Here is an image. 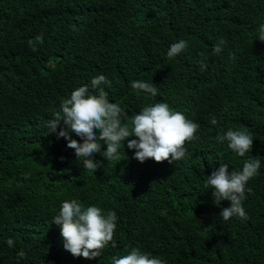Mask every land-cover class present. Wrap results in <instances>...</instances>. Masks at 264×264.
Returning a JSON list of instances; mask_svg holds the SVG:
<instances>
[{
  "label": "trees",
  "instance_id": "16d2710c",
  "mask_svg": "<svg viewBox=\"0 0 264 264\" xmlns=\"http://www.w3.org/2000/svg\"><path fill=\"white\" fill-rule=\"evenodd\" d=\"M261 24L264 0H0V264H111L134 247L167 264H264ZM181 39L187 48L168 58ZM220 39L226 43L213 54ZM99 75L111 82L100 85L109 101L129 116L164 102L198 123L186 157L141 164L126 140L119 159L97 153L101 166L84 170L47 122L76 88L93 92ZM138 80L157 95L133 90ZM229 128L253 135L252 152L239 157L217 142ZM250 156L261 167L246 185L248 219L224 222L230 202L214 204L207 176L221 164L241 171ZM71 199L116 213L115 248L110 242L94 260L63 249L53 221Z\"/></svg>",
  "mask_w": 264,
  "mask_h": 264
},
{
  "label": "clouds",
  "instance_id": "9594fccd",
  "mask_svg": "<svg viewBox=\"0 0 264 264\" xmlns=\"http://www.w3.org/2000/svg\"><path fill=\"white\" fill-rule=\"evenodd\" d=\"M257 31L258 40L264 43V24ZM225 43L220 39L213 47V54H219ZM186 48L187 42L178 40L169 46L167 57L174 58ZM200 67L203 70L207 65L201 61ZM101 84L111 86L104 75H99L91 80L93 92L86 84L73 90L70 98L62 101L61 110L47 122L51 134H55L57 139H65L67 147L75 151L79 160L83 159L84 170L95 173L101 166L94 160L97 153L107 161L119 159L121 143L126 140L127 148L134 150L132 158L141 164L148 159L173 164L186 157L185 144L197 139L198 123L164 102H156L129 116L118 103L109 101ZM130 86L153 97L157 95V87L153 83L138 80L132 81ZM61 123L63 127H60ZM210 123L215 126L218 121L212 117ZM73 134L82 142L72 139ZM131 137L134 139H129ZM215 139L220 143L226 141L228 148L239 157H245L253 149V135L246 128L222 130ZM102 145H106V150L102 151ZM260 167L261 157L250 156L241 171L229 173L228 165L221 164L207 176L205 187L211 189L214 204L219 206L222 201L230 202V206L220 212L222 221L227 222L233 217L248 219L242 202L246 199V190L250 191L246 185L258 174ZM53 223L60 228L63 249L74 258L94 260L110 242L113 248L116 247L117 215L114 211L105 214L98 206L85 208L76 199H71L62 202ZM7 243L10 247L14 245L11 238ZM17 255L22 258L25 252L21 250ZM111 264H167V261L134 247L125 255L112 257Z\"/></svg>",
  "mask_w": 264,
  "mask_h": 264
},
{
  "label": "bare ground",
  "instance_id": "6f19581e",
  "mask_svg": "<svg viewBox=\"0 0 264 264\" xmlns=\"http://www.w3.org/2000/svg\"><path fill=\"white\" fill-rule=\"evenodd\" d=\"M22 4V3H21ZM222 6V5H221ZM216 10V9H215ZM258 63V62H257ZM256 64V63H255ZM260 68H263V67H261V66H259ZM226 71V70H225ZM264 72V71H263ZM253 74V73H252ZM260 75V74H259ZM121 80V79H120ZM31 81V80H30ZM153 82V81H152ZM33 88V87H32ZM107 89V88H106ZM111 99V98H110ZM51 116V115H50ZM57 144V143H56ZM54 147V146H53ZM49 150H50V148H49ZM51 151V150H50ZM82 159V158H81ZM79 160V159H78ZM5 162V161H4ZM83 162V161H82ZM7 163V162H6ZM1 167V166H0ZM131 180V179H130ZM46 248V247H45Z\"/></svg>",
  "mask_w": 264,
  "mask_h": 264
}]
</instances>
